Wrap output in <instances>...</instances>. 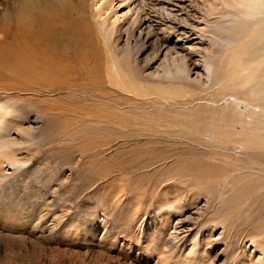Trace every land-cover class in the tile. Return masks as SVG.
<instances>
[{
	"label": "rangeland",
	"instance_id": "rangeland-1",
	"mask_svg": "<svg viewBox=\"0 0 264 264\" xmlns=\"http://www.w3.org/2000/svg\"><path fill=\"white\" fill-rule=\"evenodd\" d=\"M7 1L0 0V17ZM120 1L84 2L88 21L99 36L100 59L108 56L105 44L111 41L112 7L117 6L120 16L127 14L129 19L139 10L145 15V25L143 33L136 35L146 38L151 31L150 39L164 43L157 55L151 53V46L137 54L140 60L148 53L153 57L142 73L178 89L163 107L137 108L143 110L137 113L140 117L150 122L154 114L170 117L177 113L172 105L178 102H193L188 106L199 109L195 116L203 121L210 108L264 115V100L257 102L254 94L238 105L235 98L242 95L222 85L212 87V72L225 62L223 55L236 37L216 43L208 37L237 19L234 1ZM214 4L218 8L212 9ZM171 23L186 31L171 36ZM89 62L96 63L92 58ZM106 65L101 67L103 75ZM222 90L228 102L213 104ZM119 92L125 103L124 93ZM65 94L37 96L0 90V100H10L21 114L25 132L11 135L23 139L17 147L26 162L16 173L8 168L0 181V264H264V187H252V170L246 167L249 158L262 157L259 151L242 146L238 139L225 141L220 134L207 132L199 143L176 145L163 158L159 152L143 156L145 138L137 139L139 145L120 146V138L115 140L102 129L118 126L100 121L104 111L100 106L85 109L90 100L65 106L60 112L57 108L64 106ZM116 115L126 117L128 112ZM245 126L249 124H238L235 130L242 132ZM154 127L158 131V125ZM174 127H178L176 122L165 121L159 129L167 132ZM109 140L111 145L100 146ZM135 153L143 159L128 167ZM196 239L197 251L193 248Z\"/></svg>",
	"mask_w": 264,
	"mask_h": 264
},
{
	"label": "bare ground",
	"instance_id": "bare-ground-1",
	"mask_svg": "<svg viewBox=\"0 0 264 264\" xmlns=\"http://www.w3.org/2000/svg\"><path fill=\"white\" fill-rule=\"evenodd\" d=\"M230 1H234L238 9L237 19L228 26L213 30L212 36L208 37V40L214 43L218 39L227 40L230 36L236 37L232 46L223 55L225 62L216 65L215 71L212 72L215 77L212 87L222 85L223 89L225 87L235 94L242 95L239 100L235 98L238 105L247 101L250 94H254L255 100L260 102L264 100V0ZM84 2L85 0H8L6 2L4 15L0 17V90L16 94L31 92L37 96L66 93L64 95L66 100L61 104L64 106L57 108L60 112L65 106L69 108L75 103L79 104L90 100L91 105H85V109H97L100 106V109H104L100 121L103 124L118 126L115 130L104 126L102 129L103 132L114 136L115 140L120 138V146H127L131 143V145H139L141 143L137 142V139L145 138L143 145L147 150L142 152L143 156L159 152V157L163 158V155L170 154L171 149L176 145L199 143L200 136L206 135L207 132L218 133L225 141H237L236 139H238L242 146L261 153L262 157L259 159L253 157L247 159L246 167L252 170L249 171L252 187L263 188L264 115L254 113L253 110L235 114L226 109L210 108L208 109L210 110L209 117L203 121L199 116H195V113L200 110L188 106L193 102H178L172 105L177 113L170 117L154 114L151 122L144 116L140 117L137 113L143 110L137 111V108L145 109V106H152V104L163 107L164 103H169L171 95L178 92V89L172 85L169 87L163 82H155L144 77L143 68L149 66V62L153 58L149 53L141 60L137 57V54L145 53L144 51L150 46L151 53L157 55L164 43L159 38L150 39L151 31L146 38L140 37L145 25L143 24L145 18L143 12L135 10L129 19L126 18L127 14L120 16L118 10L116 11L117 6L114 5L111 9V13L115 12L111 20L113 27L109 35L111 41L108 43L106 37L103 38L105 43H108L105 45H108L110 50H107L108 56L105 60L100 59L102 48L98 43L99 36L96 35L88 21ZM120 2L127 3L131 0H121ZM155 5L157 4L154 3L153 6ZM214 8H218L217 4L213 5L212 9ZM161 9L163 8L161 7ZM168 14L171 15L169 12ZM171 24L172 27L169 28L171 36L181 30L182 32L186 31L175 23ZM138 31H140V35L137 36ZM121 39L124 40L122 46ZM229 43L232 42L229 41ZM89 58H92L96 63L91 65ZM137 62L138 67L136 66ZM210 62L209 58L205 61L208 72H211ZM104 64L107 65L103 75L101 67ZM119 91L124 93L125 103L121 102L123 98ZM87 93L91 98L86 96ZM218 95L220 97L216 102L213 99V104H219L222 101L228 102L223 90ZM9 102L11 101L7 99L5 102L0 100V181L1 178L7 176L5 172L8 168H12L13 173H16L26 163L20 158L17 147L24 143L23 139L19 140L11 135L13 131H17L21 135L25 132L21 114L16 112L18 111L15 110L16 105ZM212 103L210 102L211 107ZM259 105L255 106L254 104L253 107L261 110L262 105L261 107ZM109 111H112V114ZM119 111L128 112V115L126 117L115 116ZM261 113L263 114V112ZM117 118L120 119L116 121ZM165 121L176 122L179 129L174 127L171 131L170 129L167 132L161 131L159 127L164 125ZM243 123L249 124V126H245L246 128L242 132L236 131V125H243ZM154 125H158V131ZM115 140L113 141L115 142ZM104 143L100 146L111 145L112 140ZM224 144L225 142H222L219 147ZM199 146H203V144H198L196 147ZM140 155L135 153L128 167L140 163L139 160L143 159ZM143 161L145 163V160ZM148 163L146 162V164ZM192 166L194 165L192 164ZM186 173L187 171L184 174ZM210 192L213 193L212 190ZM192 238L195 239L194 236ZM198 245L196 239L193 243V248L196 251Z\"/></svg>",
	"mask_w": 264,
	"mask_h": 264
}]
</instances>
